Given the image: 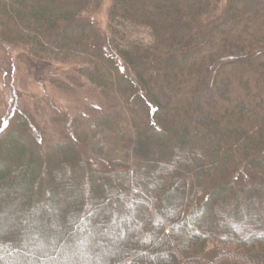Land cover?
<instances>
[{
  "label": "trees",
  "instance_id": "16d2710c",
  "mask_svg": "<svg viewBox=\"0 0 264 264\" xmlns=\"http://www.w3.org/2000/svg\"><path fill=\"white\" fill-rule=\"evenodd\" d=\"M102 3L0 0L80 94L0 128V264H264V0Z\"/></svg>",
  "mask_w": 264,
  "mask_h": 264
},
{
  "label": "rangeland",
  "instance_id": "374dc122",
  "mask_svg": "<svg viewBox=\"0 0 264 264\" xmlns=\"http://www.w3.org/2000/svg\"><path fill=\"white\" fill-rule=\"evenodd\" d=\"M111 4L112 0H103L95 17L104 28ZM66 69L0 44V128L8 129L25 119L40 138L44 139V134L56 137L65 115L56 113V105L71 113L80 95L51 84L50 77Z\"/></svg>",
  "mask_w": 264,
  "mask_h": 264
}]
</instances>
